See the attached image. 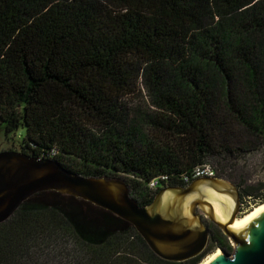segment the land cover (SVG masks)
Returning <instances> with one entry per match:
<instances>
[{"label": "trees", "instance_id": "1", "mask_svg": "<svg viewBox=\"0 0 264 264\" xmlns=\"http://www.w3.org/2000/svg\"><path fill=\"white\" fill-rule=\"evenodd\" d=\"M139 80L149 109L125 104ZM19 128L20 151L123 179L140 205L152 178L184 186L204 163L262 203L232 162L264 143V0H0V132ZM209 233L195 258L162 259L127 220L42 191L0 223V264H43L52 243L58 264H199L227 249Z\"/></svg>", "mask_w": 264, "mask_h": 264}, {"label": "water", "instance_id": "2", "mask_svg": "<svg viewBox=\"0 0 264 264\" xmlns=\"http://www.w3.org/2000/svg\"><path fill=\"white\" fill-rule=\"evenodd\" d=\"M42 191L81 198L127 220L162 259L180 262L202 253L210 241L205 217L234 243L232 253L218 247L221 254L208 264H264V209L239 228L223 224L212 196L219 195L233 216L241 211L242 196L236 184L220 176L160 187L144 206L130 196L123 179L82 176L55 159L20 150L0 151V223Z\"/></svg>", "mask_w": 264, "mask_h": 264}, {"label": "rangeland", "instance_id": "3", "mask_svg": "<svg viewBox=\"0 0 264 264\" xmlns=\"http://www.w3.org/2000/svg\"><path fill=\"white\" fill-rule=\"evenodd\" d=\"M136 85H137V91L131 93L130 95H128V97H126L125 104L131 107V109L138 106H142L145 109H149L151 99L149 97L148 91L144 88L141 80H139V83H137ZM23 136H24V130L20 128L14 134L10 135L8 138L5 137L3 132H0V151L19 150V146L20 143H22ZM232 163L235 164L233 166L234 168L232 171L238 174V178L240 180V184H242L241 186L242 188H244L247 185L264 184V143L261 146H258V148L253 147V149L252 148L248 149L242 158L233 160ZM250 200L251 199L249 198L241 199V211L240 213H238L239 217L243 216L245 213H247L252 209V207H248ZM214 229L219 230V227L215 226ZM224 242H225L224 245L227 248L225 251L228 253H232L233 244H234L232 240L230 238H227L226 240H224ZM61 246L62 244L57 245L56 243H52L49 247L47 246L48 249L45 253L38 255V258L42 262H44L43 264H58L60 258L63 259L64 261H67L69 258H71V255L68 256V259H66L65 258L66 252L61 253L62 252L60 248ZM216 248H218V246H215V248H213L209 252V254L212 253ZM208 255H205L203 259L207 258ZM203 259H201V261Z\"/></svg>", "mask_w": 264, "mask_h": 264}, {"label": "bare ground", "instance_id": "4", "mask_svg": "<svg viewBox=\"0 0 264 264\" xmlns=\"http://www.w3.org/2000/svg\"><path fill=\"white\" fill-rule=\"evenodd\" d=\"M212 201L218 206V209L221 210L220 218L223 224L227 225L230 228L240 227L247 220L260 213L264 209V201L258 205H254L250 211L245 213L243 216H233L230 211H228L227 206L223 203V200L219 195L212 196ZM217 209V210H218ZM222 250L216 248L212 253H210L207 258L203 259L199 264H208L212 259L220 255Z\"/></svg>", "mask_w": 264, "mask_h": 264}, {"label": "built area", "instance_id": "5", "mask_svg": "<svg viewBox=\"0 0 264 264\" xmlns=\"http://www.w3.org/2000/svg\"><path fill=\"white\" fill-rule=\"evenodd\" d=\"M202 176L214 177L217 175H216L215 169L211 166V164L204 163V164L196 166L190 175L184 176L183 180L185 182H189L190 180H193V179H196ZM166 179H168V176L160 175V176L154 177L147 182V188L153 193L156 190H158L160 186H162V182L163 181L165 182ZM250 207H253V205H250Z\"/></svg>", "mask_w": 264, "mask_h": 264}, {"label": "flooded vegetation", "instance_id": "6", "mask_svg": "<svg viewBox=\"0 0 264 264\" xmlns=\"http://www.w3.org/2000/svg\"><path fill=\"white\" fill-rule=\"evenodd\" d=\"M160 187L162 188L163 186H160ZM203 220H204V222L207 224V227H208L209 231L215 228L216 225H215L213 222L207 220V218H205V217H203ZM217 227H218V226H217ZM219 230H220V229H219ZM219 230H218V231H219ZM219 232H222V231H219ZM209 234H210V233H209ZM222 234H223V233H222ZM209 238H210V236H209ZM209 242H210V241H209Z\"/></svg>", "mask_w": 264, "mask_h": 264}]
</instances>
